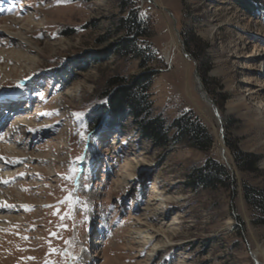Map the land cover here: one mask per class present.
Masks as SVG:
<instances>
[{"label":"rangeland","instance_id":"1","mask_svg":"<svg viewBox=\"0 0 264 264\" xmlns=\"http://www.w3.org/2000/svg\"><path fill=\"white\" fill-rule=\"evenodd\" d=\"M252 5L138 0L143 68L118 52L119 0H0V99L19 92L0 102L15 111L0 138V264H264V225L244 197V184L264 189V114L240 83L264 78V52L249 57L264 48V0ZM148 73L155 114L192 111L215 141L209 156L156 150L132 119L112 123V80ZM229 141L257 158L254 172ZM208 157L232 189L187 186Z\"/></svg>","mask_w":264,"mask_h":264},{"label":"trees","instance_id":"2","mask_svg":"<svg viewBox=\"0 0 264 264\" xmlns=\"http://www.w3.org/2000/svg\"><path fill=\"white\" fill-rule=\"evenodd\" d=\"M238 6L249 13L253 12V1L235 0ZM257 1V0H256ZM138 0H119L122 17L116 23L117 35L123 34L125 39L118 43V52L124 56H135L141 61V67L149 66L137 41L145 37L146 23L138 14ZM189 45V43L187 42ZM154 73H148L137 79L114 78L110 83L115 88L109 101L110 119L113 124H122L132 119L139 134L148 140L157 150H169L174 146L187 147L209 156L214 146V139L208 127L198 119L192 111H185L179 117L169 120L164 114H155L154 103L150 100V91ZM228 147L234 155L237 167L244 172H254L257 158L241 153L236 145L228 142ZM186 184L190 188L215 191L223 188L230 190L235 186L231 172L218 160L208 157L199 167H192ZM244 197L255 214L256 225H264V189L244 184Z\"/></svg>","mask_w":264,"mask_h":264},{"label":"bare ground","instance_id":"3","mask_svg":"<svg viewBox=\"0 0 264 264\" xmlns=\"http://www.w3.org/2000/svg\"><path fill=\"white\" fill-rule=\"evenodd\" d=\"M227 22L228 23L232 22V17L228 18L227 19ZM262 32H263L262 34L264 35V31H262ZM248 44H249V42L246 43V45H244L245 48L248 47ZM232 47H233V45L230 46V48H232ZM261 48L259 49L257 45H254L253 46V51L250 53L249 57H255V55L258 54V51L260 53L264 52V48L263 49H261ZM241 82L244 83V84H246L243 87L244 90L242 92H245L247 94L246 96L248 97V99H246L245 97H243L244 100L245 101H252V102H254L253 103L254 104L253 107H258L260 109V111H262L263 114H264V78H263V80H258L257 81L256 78H254L252 76H246V77L242 78V80L240 81V83ZM196 84L198 85V90L201 92L202 98H204L205 101L212 108H214V112H215V110H216V104L212 101L211 98L204 97L205 89H204L203 84H201V82L199 81V79H196ZM237 104H238L237 101H232V102L229 103V106L228 107H229V109H233V108H235V106ZM216 114H217V116L221 115L220 112H218L217 110H216ZM122 169H123L124 172L127 173L129 171V169H130V166L129 167L128 166L126 167V165H125V166H123ZM142 238H144L146 240V241H143V243H146V242H148V240L152 239V237H149L148 234H146V236L145 237H142ZM133 241H132V243L130 245L138 244L137 242H133ZM145 245H147V244H145ZM161 247H162L161 245L159 246V245L156 244L155 247H154V251L160 250ZM254 259L257 261V257H255ZM257 264H259V263H257Z\"/></svg>","mask_w":264,"mask_h":264},{"label":"built area","instance_id":"4","mask_svg":"<svg viewBox=\"0 0 264 264\" xmlns=\"http://www.w3.org/2000/svg\"><path fill=\"white\" fill-rule=\"evenodd\" d=\"M142 7L144 8V10L148 13V11H153L154 10V4L150 3V4H146L142 1Z\"/></svg>","mask_w":264,"mask_h":264},{"label":"water","instance_id":"5","mask_svg":"<svg viewBox=\"0 0 264 264\" xmlns=\"http://www.w3.org/2000/svg\"><path fill=\"white\" fill-rule=\"evenodd\" d=\"M197 79H199L198 75H197ZM199 81H200V79H199ZM204 97H208V95H207L206 92H204ZM213 102H214V101H213ZM216 110L218 111L217 107H216ZM216 110H215V112H216ZM218 118H219V119L221 118L220 115L218 116Z\"/></svg>","mask_w":264,"mask_h":264},{"label":"snow or ice","instance_id":"6","mask_svg":"<svg viewBox=\"0 0 264 264\" xmlns=\"http://www.w3.org/2000/svg\"><path fill=\"white\" fill-rule=\"evenodd\" d=\"M69 201H71V197L69 196L68 198H67Z\"/></svg>","mask_w":264,"mask_h":264}]
</instances>
